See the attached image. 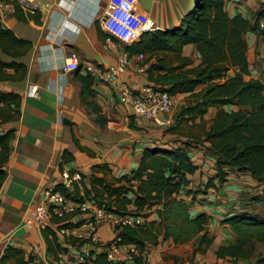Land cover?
Here are the masks:
<instances>
[{
    "label": "crops",
    "instance_id": "0c3cea01",
    "mask_svg": "<svg viewBox=\"0 0 264 264\" xmlns=\"http://www.w3.org/2000/svg\"><path fill=\"white\" fill-rule=\"evenodd\" d=\"M0 26L9 29L14 36L30 42V48L16 56L0 50V59L15 61L24 69L15 71V78L1 79L0 90L20 95V114L17 119L0 124V133L14 130L9 141V153L4 163L5 177L0 184V256L6 246L24 251L28 264L52 262L57 249L55 244L73 252L81 241L56 236L50 238L51 249L44 232L23 223L28 210L38 204L45 188L62 183L66 171L80 169L84 184L88 185L94 164L106 163L114 176L130 172L138 164L145 147L173 148L188 143V153L197 165L189 176L190 184L181 194L190 205L192 214H207L208 234L212 242L205 253L194 252L195 243L172 244L169 240L150 246V258L146 264H231L230 258H218L216 249L234 240V232L222 219L253 206L262 208L250 200L260 193L262 185L248 172L230 171L227 180L218 187H209L194 195L186 189H202L207 178L214 174V157L207 149L208 143H200L203 128H208L216 109L211 107L202 119L177 117L176 113L188 100L190 92L172 95L171 114H160L157 119L142 118L135 121L130 107L118 97L116 83H126L133 89L154 83L148 78L147 67L156 59L166 65H176L178 60L172 52L144 53L143 60H136L138 53L130 56L124 71L113 75L111 81L91 77L93 94L87 100L95 104L97 112L82 102L80 88L81 70L63 71L61 66L72 55L80 62L94 63L103 68L117 64L126 52L124 43L108 39L100 17L109 0H36L42 5L40 11L25 12L18 3L2 0ZM263 0H227L228 15H242L251 19ZM49 3V7L45 6ZM194 0H138L137 8L147 14L155 30H169L178 26L182 17L192 8ZM264 30V18L260 20ZM246 58L248 74L264 81V34L247 32ZM182 54L200 62V55L193 44L183 47ZM138 66L143 71H138ZM234 71L230 69L228 74ZM30 84L37 87V96H26ZM198 87L195 88V91ZM106 118L104 124L96 122L97 116ZM68 120V123L64 122ZM78 145L83 148L81 150ZM67 150L73 160L62 162V151ZM100 175L101 173H97ZM263 209V208H262ZM258 211V210H257ZM152 213L148 219L155 218ZM146 218V219H147ZM55 221L56 219H51ZM110 228L103 223L98 234L103 240L111 237ZM92 252L97 250L88 245ZM245 262L238 260V263ZM8 261L7 264H11Z\"/></svg>",
    "mask_w": 264,
    "mask_h": 264
},
{
    "label": "trees",
    "instance_id": "16d2710c",
    "mask_svg": "<svg viewBox=\"0 0 264 264\" xmlns=\"http://www.w3.org/2000/svg\"><path fill=\"white\" fill-rule=\"evenodd\" d=\"M226 3L227 0H194L178 26L143 32L137 40L126 44L125 49L128 55L140 52L175 54L178 64L166 65L161 62L163 57H158L148 65L147 72L149 80L171 95L190 92L186 104L177 111V117L202 119L209 108L216 109L208 128H203V137L197 139L200 143H208L215 172L207 178L202 189L189 188L186 193L195 196L209 187H218L227 180L230 171L248 172L256 179L262 191L251 195L250 200L261 205L262 211L243 209L223 218L222 223H227L234 232V240L220 245L216 256L230 258L231 264H264V81L245 78L248 74L245 35L251 31L264 34L259 25L264 18V0L251 19L239 14L228 15ZM187 44H193L200 55L196 65L182 54ZM28 48L29 41L17 38L9 29L0 26L1 51L16 56ZM6 68L17 71L23 70L24 65L0 59L1 79L16 77L14 73H6ZM230 69L234 72L229 75ZM91 85V76H83L80 97L97 112L95 104L87 100L94 92ZM20 101L19 94L0 90V124L19 117ZM95 120L104 124L106 118L98 115ZM13 136V129L0 133V184L6 174L4 163ZM74 143L83 150L75 138ZM187 147L188 143L173 148L145 147L137 166L118 176L111 173L106 163L94 164L88 185L84 184L82 191L76 187L71 196L75 200L90 199L98 207L118 215L142 216L141 224L123 229V243L143 247L165 240L174 245L193 241L194 252L205 253L212 242L206 226L208 216L204 212L192 214L181 194L190 184L189 176L197 169ZM70 160H73L72 154L62 151L60 164ZM56 186L59 188L61 184ZM152 213L155 218L148 219ZM44 237L51 249L48 231L44 232ZM257 245L261 247L258 251ZM55 247L61 248L58 243ZM31 260V256L25 259L24 251L13 246H6L0 256V264L8 261L28 264ZM238 260L245 262L238 263ZM90 261L111 264L101 252L95 253ZM132 264H142L141 257L136 256Z\"/></svg>",
    "mask_w": 264,
    "mask_h": 264
},
{
    "label": "built area",
    "instance_id": "2783aa9c",
    "mask_svg": "<svg viewBox=\"0 0 264 264\" xmlns=\"http://www.w3.org/2000/svg\"><path fill=\"white\" fill-rule=\"evenodd\" d=\"M19 4L22 10L32 13L40 11L42 5L36 0H11ZM62 1V0H58ZM138 0H109L108 6L100 17L103 29L108 39L130 44L137 40L143 32L153 31L155 25L152 19L137 8ZM3 1H0V6ZM49 7V3H46ZM144 53H138L136 60H143ZM130 62V56L124 52L118 63L105 68L89 62H80L78 56L72 55L61 66L63 71L81 70L91 77H99L111 81L112 76L124 71ZM138 71H143L138 66ZM119 100L131 109V116L135 121L142 118L157 119L160 114H171L173 108L172 95L160 88L158 84L148 83L141 90L133 89L126 83H116ZM26 96H37V87L30 84ZM83 174L80 169L66 171L62 175V183L58 188L51 185L45 188L42 200L28 210L23 223L26 227L48 230V237H65L68 241L73 238L81 241L80 247L73 252L65 248L57 250L53 261L45 264H92L90 259L95 253H103L106 261L111 264H132L136 256L141 257L142 264L150 258L149 245L140 247L135 243H123L121 232L127 226L134 227L141 224L142 216L126 213L122 215L106 211L98 207L90 199L75 200L72 193L77 187L80 191L84 185ZM82 195V194H81ZM51 219H57L58 222ZM106 223L110 228L111 237L101 239L99 228ZM93 245L96 252L88 247Z\"/></svg>",
    "mask_w": 264,
    "mask_h": 264
},
{
    "label": "rangeland",
    "instance_id": "374dc122",
    "mask_svg": "<svg viewBox=\"0 0 264 264\" xmlns=\"http://www.w3.org/2000/svg\"><path fill=\"white\" fill-rule=\"evenodd\" d=\"M251 209H254L255 211H262V208H259V207H255V206H253ZM261 249V247H260V245H257V247H256V251H258V250H260Z\"/></svg>",
    "mask_w": 264,
    "mask_h": 264
},
{
    "label": "water",
    "instance_id": "95a60500",
    "mask_svg": "<svg viewBox=\"0 0 264 264\" xmlns=\"http://www.w3.org/2000/svg\"><path fill=\"white\" fill-rule=\"evenodd\" d=\"M64 122H65V123H68V120H67V119H64Z\"/></svg>",
    "mask_w": 264,
    "mask_h": 264
}]
</instances>
